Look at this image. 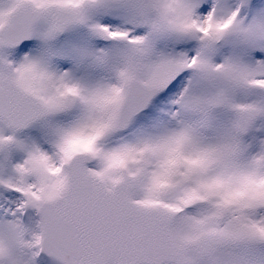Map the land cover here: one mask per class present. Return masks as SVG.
<instances>
[{
    "label": "snow or ice",
    "instance_id": "1",
    "mask_svg": "<svg viewBox=\"0 0 264 264\" xmlns=\"http://www.w3.org/2000/svg\"><path fill=\"white\" fill-rule=\"evenodd\" d=\"M0 264H264V0H0Z\"/></svg>",
    "mask_w": 264,
    "mask_h": 264
}]
</instances>
